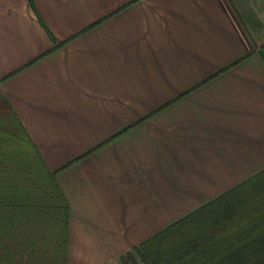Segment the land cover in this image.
I'll list each match as a JSON object with an SVG mask.
<instances>
[{
  "label": "crops",
  "instance_id": "crops-1",
  "mask_svg": "<svg viewBox=\"0 0 264 264\" xmlns=\"http://www.w3.org/2000/svg\"><path fill=\"white\" fill-rule=\"evenodd\" d=\"M1 99L69 206L67 264H122L264 173V0H0Z\"/></svg>",
  "mask_w": 264,
  "mask_h": 264
},
{
  "label": "trees",
  "instance_id": "trees-1",
  "mask_svg": "<svg viewBox=\"0 0 264 264\" xmlns=\"http://www.w3.org/2000/svg\"><path fill=\"white\" fill-rule=\"evenodd\" d=\"M69 206L0 100V264H67ZM264 264V173L121 257L122 264Z\"/></svg>",
  "mask_w": 264,
  "mask_h": 264
},
{
  "label": "rangeland",
  "instance_id": "rangeland-1",
  "mask_svg": "<svg viewBox=\"0 0 264 264\" xmlns=\"http://www.w3.org/2000/svg\"><path fill=\"white\" fill-rule=\"evenodd\" d=\"M138 264H141L139 260H137Z\"/></svg>",
  "mask_w": 264,
  "mask_h": 264
}]
</instances>
